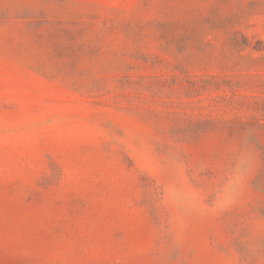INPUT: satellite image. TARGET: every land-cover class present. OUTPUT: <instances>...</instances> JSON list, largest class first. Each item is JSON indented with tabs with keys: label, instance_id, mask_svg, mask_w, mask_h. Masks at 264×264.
Instances as JSON below:
<instances>
[{
	"label": "rangeland",
	"instance_id": "rangeland-1",
	"mask_svg": "<svg viewBox=\"0 0 264 264\" xmlns=\"http://www.w3.org/2000/svg\"><path fill=\"white\" fill-rule=\"evenodd\" d=\"M0 264H264V0H0Z\"/></svg>",
	"mask_w": 264,
	"mask_h": 264
}]
</instances>
